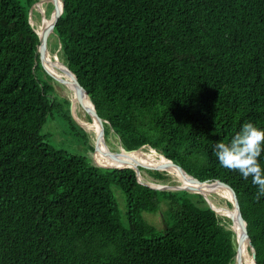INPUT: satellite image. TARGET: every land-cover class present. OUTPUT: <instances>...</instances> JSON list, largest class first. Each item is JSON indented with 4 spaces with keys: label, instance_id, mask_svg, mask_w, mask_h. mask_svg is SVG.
I'll return each instance as SVG.
<instances>
[{
    "label": "trees",
    "instance_id": "1",
    "mask_svg": "<svg viewBox=\"0 0 264 264\" xmlns=\"http://www.w3.org/2000/svg\"><path fill=\"white\" fill-rule=\"evenodd\" d=\"M37 1L0 0V264L237 261L233 232L200 194L145 185L130 168L100 167L41 134L55 111L95 152L61 111L37 53L29 19ZM61 1L59 55L104 135L112 132L125 150L146 146L138 158L149 146L200 182L226 184L256 264H264V196L214 154L246 122L264 130V0ZM258 160L264 169V152ZM112 186L123 194V213ZM145 212H161L163 226L148 223Z\"/></svg>",
    "mask_w": 264,
    "mask_h": 264
},
{
    "label": "rangeland",
    "instance_id": "2",
    "mask_svg": "<svg viewBox=\"0 0 264 264\" xmlns=\"http://www.w3.org/2000/svg\"><path fill=\"white\" fill-rule=\"evenodd\" d=\"M35 6L38 9L40 5H35ZM35 6L31 10L30 22L32 23L33 28L36 30L37 27L39 26V24L41 23L42 19H43V15L41 14V10L39 12L37 9H35ZM44 7L46 9L45 10V16L47 18V25H48V23H49L48 19L50 18V16L54 12L55 8H54L53 3L51 4V3H46V2H45ZM55 15H53V16H55ZM46 45H47V49H48L51 57H53V59L55 61L57 59V61H59L60 63L63 64V60L59 55L60 45H59V42H58V39L56 38V36H54V35L49 36ZM46 56L49 59L50 66L52 67V62H53L52 58L47 54H46ZM53 68H54V70L53 69L52 70L55 72L54 64H53ZM39 74H41V70L39 71ZM50 83L54 87V95L57 97L58 103L61 104V111H64L65 109H67L69 111L70 117L73 119V117H72V101L69 99L70 98V92L68 90H66L65 85L55 81L54 79L50 80ZM65 101L68 102V105ZM84 106H86V103L84 101H81L80 103H78L79 109L84 114L85 119L87 120L89 118V116H88L86 110L84 109ZM74 113H75V118L77 120H79L82 127L85 129L80 116L77 114V112L75 110H74ZM87 122H89V120H87ZM84 131L88 134L89 141H90L91 145L95 148V145L93 143V138H92L93 136L91 134H89L86 131V129ZM41 134L47 136L48 141L54 147H56L58 149L65 150V151H69L72 153H78L80 155H83L84 157H86L90 161H92V159L94 158L95 162L101 164V161L99 160V158L97 156L95 157V152L93 153L90 150H88V148L85 145L80 143L78 141V139L74 137V132H72L69 129V127L65 124L64 120H62L55 111L52 112L51 115L47 118L46 123L43 125V127L41 129ZM104 144L106 145L107 149L109 150V152L112 155H115V154L117 155L120 152L122 153L121 156L125 154L122 152V147H121V144L119 142L118 137L110 131L104 135ZM125 155H127V154H125ZM159 159H160V157H153L148 162H143L140 164H143L144 166L158 167L161 170L159 172L164 173L166 176V179L163 180V179L155 178L151 173H149L147 171L146 168H142V169H139L140 181L145 185L157 187V188H160L162 190H173L175 187L182 186V183H179L170 175L172 172H169L168 167L166 165H164V162H162ZM151 162H154L155 164H153ZM150 171L154 172V170H150ZM112 190H113L114 196L116 198V201L118 203V207L121 210V212L123 213L124 212V205H125L123 194L115 186H112ZM203 198L205 199V201L208 205H210L214 208V210L217 212L216 215L221 219L222 224L225 226L226 229L229 230L231 228V220L229 217H227V212H231L232 208H230V206L228 205V201L223 199V198H219L217 196L210 197L209 198L210 200L208 198H206L205 196ZM164 208H165V204L162 205L161 209L164 210ZM219 209L221 212L219 211ZM142 215L148 223L157 227L158 229H160L163 226L161 212H157V213H146L145 212ZM235 242H236V239H235ZM243 244H244V242H243ZM236 246L238 249V243L237 242H236ZM231 264H246L244 261L243 249L241 250V256L239 257V259L237 261L233 260V262Z\"/></svg>",
    "mask_w": 264,
    "mask_h": 264
},
{
    "label": "bare ground",
    "instance_id": "3",
    "mask_svg": "<svg viewBox=\"0 0 264 264\" xmlns=\"http://www.w3.org/2000/svg\"><path fill=\"white\" fill-rule=\"evenodd\" d=\"M40 4H41V7L39 6V8L37 10L39 12L41 10V14L43 15V19H42L41 23L39 24V26L37 27V31L36 32L38 33L39 36H42L44 34V32H45L46 27H47V18L45 16V10H46L45 7H44L45 2L42 0L40 2ZM53 4H54V8L55 9L59 8V4H58V2L56 0L53 1ZM43 48H44L46 54L51 57V55H50V53H49V51L47 49V45L46 44L44 45ZM51 58H52L54 66H55V72L50 67L49 61H46V65H47L49 71L56 78H58L61 81H63L64 85L66 87V90H68L70 92V98L69 99L72 101V112H73V115L75 117V113H74V110H75L77 112V114L80 116L86 131L93 136L92 138H93L94 145L96 147L99 146L98 156H99V158L102 160V162L105 165L115 166V167H118V168H123V167H127V166H136V165H138L140 163H143V162H148L153 157H160L159 160L164 162V165H166L168 167L169 172H172L170 175L176 181H178L179 183H182L181 187L192 186V187L198 189L199 191H201V193L208 199L210 197H212V196H217L219 198H223V199L227 200L228 202H232L233 201L232 197L224 189H222L220 187H215V186L209 185L208 183L199 184V183L195 182L192 178L185 177L181 172L171 168V162L169 160H166L163 155L159 154L156 150L151 149L148 146H147V148H149V149H143V150H151V151L148 152L147 155H145L143 158H138V157H136L137 152H132V153H129L127 155L124 154V155L118 157V155H116V154L112 155L109 152V150L107 149L105 144L99 145V141H98V137H97V131L95 129L93 121L90 120L89 122H87V120L85 119L84 114L81 112V110L78 107V103H80L81 101H84L86 103V105L88 106V100L81 93H79L77 91V89H75V91L77 92L79 97L73 92V90H72L73 85L70 84L69 81L67 80V76L69 78L71 77L72 80H73V76L68 72L67 69H65L64 67H62L59 64V61H57V59L55 61L53 59V57H51ZM81 97H83V98H81ZM76 121L81 125L79 120L76 119ZM151 163L155 164L154 162H151ZM219 211H220V209H219ZM231 212H227V215H229ZM232 228H234V227L232 226ZM239 238H240V236H239ZM240 249L241 250L243 249L245 263L246 264H253V260H252L251 254L248 252V249H247V246H246L245 243L243 244V242H241V248Z\"/></svg>",
    "mask_w": 264,
    "mask_h": 264
},
{
    "label": "water",
    "instance_id": "4",
    "mask_svg": "<svg viewBox=\"0 0 264 264\" xmlns=\"http://www.w3.org/2000/svg\"><path fill=\"white\" fill-rule=\"evenodd\" d=\"M42 0H38L37 2H35L32 7L30 8L29 10V19H30V14H31V10L32 8L37 5L38 3H40ZM44 2L46 3H53L54 0H43ZM59 4V8L55 9L54 12L52 13V15L50 16V18L48 19L49 23L45 29V32L42 36H39L38 33L36 32V30L34 29L35 33L37 34L38 36V44H37V53L41 56V59L43 60L45 66H46V61H48V59L46 58V52L44 50V45L47 43V40H48V37L51 36V35H54V26L62 12V9H63V4H62V1L61 0H56ZM57 12V13H55ZM56 16H53L55 15ZM30 25L32 26V23L30 22ZM33 27V26H32ZM59 64L62 66V67H65L68 72L73 76V80H72V85L73 87H75V89H77V91L79 93H81L87 100H88V106H84V109L86 110L89 118L91 121H93V124L95 126V129L97 131V137H98V141H99V145H103L104 144V133H103V130H102V126L100 124V118L98 117L97 113H96V110L94 108V105L91 101V99L89 98L88 94L86 93V91L84 90V88L80 85V83L78 82L76 76L68 69V67L62 63L59 62ZM46 71L47 73L52 77V79H54L55 81L61 83L64 85V82L61 81L60 79L56 78L55 76H53L47 69L46 67ZM72 117H73V120L75 121V123L81 127L82 129H84L75 119L74 115H73V112H72ZM85 130V129H84ZM145 146H142L140 147L139 149H136V150H125L124 148H122V152L125 153V154H129V153H132V152H137L139 151L141 148H143ZM149 147V146H148ZM151 148V147H149ZM95 157L98 155L99 153V146L96 147L95 146ZM152 149V148H151ZM121 152L118 155L121 156ZM160 154V153H159ZM162 155V154H161ZM165 158V157H164ZM166 159V158H165ZM168 160V159H166ZM170 161V160H169ZM171 162V161H170ZM97 163V162H96ZM100 167H103V168H116V169H122V168H118V167H115V166H109V165H102L100 163H97ZM142 167V168H146V169H150V170H154V171H161L158 167H153V166H144L143 164H138L136 166H127V167H123V168H130L132 169L136 175L138 176V178L140 179V175H139V168ZM171 168L181 172L185 177H189V178H192L195 182L199 183V184H203V183H208L209 185H212V186H215V187H220L222 189H224L225 191H227L229 193V195L232 197V202H229L231 204V208H232V212L227 215V217L230 218L231 220V231L233 232L234 236H235V239H236V242L238 243V251H240V247H241V242H244L247 246V249H248V252L251 254V257H252V260H253V264H256V257H255V249H254V246L252 245V242L250 240V237L247 233V228H246V223L245 221L243 220L242 218V215H241V212H240V208H239V204H238V201L236 199V196L235 194L233 193V191L226 185V184H223L221 182H200L198 181L197 179L189 176L182 168L174 165L172 162H171ZM153 187V186H151ZM157 188V187H155ZM157 189H160V188H157ZM162 190V189H161ZM173 190H186L190 193H194V194H200L201 196L204 197V195L201 193V191H199L198 189L192 187V186H189V187H175ZM210 206V205H209ZM213 210L214 208L212 206H210ZM214 212L217 214V212L214 210ZM232 226L234 228H232ZM240 236V238H239ZM239 256H241V251L239 252Z\"/></svg>",
    "mask_w": 264,
    "mask_h": 264
},
{
    "label": "clouds",
    "instance_id": "5",
    "mask_svg": "<svg viewBox=\"0 0 264 264\" xmlns=\"http://www.w3.org/2000/svg\"><path fill=\"white\" fill-rule=\"evenodd\" d=\"M264 152V130L251 122L244 123L228 142H218L214 154L220 165L226 169L238 171L252 184L258 187L257 199L264 196V169L258 158Z\"/></svg>",
    "mask_w": 264,
    "mask_h": 264
}]
</instances>
